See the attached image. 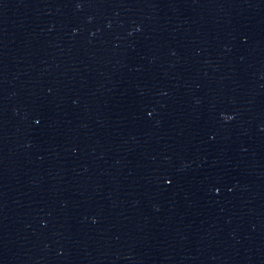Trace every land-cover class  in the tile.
Segmentation results:
<instances>
[{
    "label": "water",
    "instance_id": "water-1",
    "mask_svg": "<svg viewBox=\"0 0 264 264\" xmlns=\"http://www.w3.org/2000/svg\"><path fill=\"white\" fill-rule=\"evenodd\" d=\"M1 6H2V0H0V16H1Z\"/></svg>",
    "mask_w": 264,
    "mask_h": 264
}]
</instances>
